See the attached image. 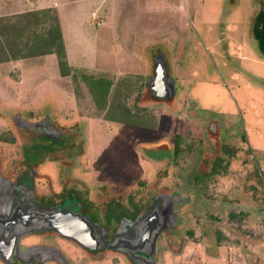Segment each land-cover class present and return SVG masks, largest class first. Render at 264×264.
<instances>
[{"label": "rangeland", "instance_id": "obj_1", "mask_svg": "<svg viewBox=\"0 0 264 264\" xmlns=\"http://www.w3.org/2000/svg\"><path fill=\"white\" fill-rule=\"evenodd\" d=\"M54 2L53 8L50 4ZM39 3L0 0V15L22 13L36 6L55 9L73 69L63 77L54 55L0 63V161L4 172L10 167H20L22 152L25 153L22 164H35L36 158L45 154L44 150L49 151L44 145L51 144L38 138L40 131L18 126L16 114L34 123L47 117L50 126L57 125L62 130L60 141L50 147L48 158L63 168L41 165V177L36 182L39 193L52 195L49 193L52 190L61 194L67 181L77 179L87 189V208H95L100 216L106 215L112 206L117 218L130 199H135L137 206L145 204L156 190L152 184L157 182L155 176L159 177L157 169L167 162L168 167L172 166L177 157V166L171 171L176 192L182 190L184 181L188 184L184 188L193 195L180 196L172 204H181L180 209L186 206L178 219L184 227L182 234L191 231V236H185L184 251L175 257L168 254L166 247L169 249L171 245L160 234L154 246L156 260L159 257L163 260L165 252L170 258L164 264H264V48L260 46L264 45V39L260 42L255 34V28L260 30L264 26V0H40ZM107 12L114 13L113 21L117 15H125L123 21L138 26L135 47L143 59H149L141 64L137 72L140 77L129 72L136 64L131 63L119 42L110 37L108 25L112 22L105 15ZM257 17L262 27L256 24ZM97 20L100 26L93 23ZM173 34L181 38L168 46ZM158 51L167 62V76L173 77L179 86L181 79L190 73L187 84L194 93L186 96L181 123L176 121L178 124L172 127L171 118L162 115L157 132L120 127L117 135L103 134L105 140L100 142L93 123L88 126V121L81 119L94 114L92 109H83L95 105L91 93H97L89 83L90 77L95 80L107 77L114 89L119 82L123 91L116 99L119 103L113 105L115 109L108 105L96 110L97 114L135 120L137 127L152 124L159 105L144 104L138 93L145 86L142 75L146 72L147 76L153 75V55ZM99 69L117 71L121 77H111L113 72ZM134 100L140 103L136 104L138 108L134 107ZM192 109H196L194 114L189 112ZM73 121L81 132L70 127ZM193 123L198 124L195 132L188 130ZM179 124L182 128L177 127ZM176 129L177 133L188 130L177 140L178 152H182L178 156L171 154ZM86 138L90 140L89 153L99 154L103 161L97 159L98 162L93 160L89 164L87 158L76 154V150H86ZM82 143L84 146L79 145ZM153 143H165L170 149L151 148ZM132 144L139 146L140 156L155 166L152 173L143 175L133 164ZM35 145L39 148L27 151L26 146ZM75 155L77 159L73 158ZM204 163L205 179L201 185L192 187ZM102 165L106 168L99 170L97 166ZM117 172L127 177L138 172L140 181L128 184L126 179L125 188L118 186V189L116 184L110 185L116 181L112 175ZM0 184L6 182L2 179ZM157 187H166L169 192L173 189L170 184ZM7 194L11 191L7 190L4 197ZM61 206L63 210L73 208L69 201ZM170 210L167 205L168 224L175 221L169 215ZM16 256L21 258V254ZM79 264L121 263L116 254L105 253L79 260Z\"/></svg>", "mask_w": 264, "mask_h": 264}, {"label": "water", "instance_id": "obj_2", "mask_svg": "<svg viewBox=\"0 0 264 264\" xmlns=\"http://www.w3.org/2000/svg\"><path fill=\"white\" fill-rule=\"evenodd\" d=\"M153 75L147 80L146 89L150 91L152 97L157 100H164L173 97L175 92L174 82L168 79L167 64L164 60L163 54H157L153 62ZM172 92V93H171ZM17 125L23 126L25 129L37 128L48 134L54 132L48 123V118H44L39 123L24 120L20 115L16 114ZM51 138V137H50ZM58 138L56 132L52 139ZM4 180L6 185L0 184V190L5 189L3 194H0V210H6L5 219H0V232L2 233L3 224L4 230L8 228L12 233L9 237V242L12 241L14 246L13 251L16 250L22 256L25 254L17 246L20 239L28 234L39 233L48 230L50 233L67 238L79 245L85 251L102 252L106 249L113 253H122L126 257L129 264H138L143 259H149L148 263L154 262L156 259L155 243L159 235L165 231L177 227L180 224L178 219V208L181 204L175 206V200L179 198L178 195H160L163 199L158 204L150 205L146 212H144L135 221H127V226L118 227L112 239L108 241V227H102L98 222L93 221L87 216H82L80 212V205L74 203L73 208L63 210L61 204L57 206L48 207L40 201L36 200L32 189V185L27 186L31 189L29 196L26 194L15 196L13 191L9 195L11 197L9 202H3L7 188L14 186V183L3 177L0 171V181ZM24 187V188H27ZM8 198V194H7ZM156 198H160L156 196ZM168 198V201L166 200ZM8 200V199H7ZM6 200V201H7ZM158 200V199H157ZM2 201V202H1ZM170 206L169 215L175 217L171 224L168 221L167 205ZM182 206V205H181ZM177 210L175 211V209ZM2 237V236H0ZM43 257V261H56L61 264H69L61 255L59 250L47 249L45 247L38 248ZM45 254V255H44ZM143 258V259H142Z\"/></svg>", "mask_w": 264, "mask_h": 264}, {"label": "flooded vegetation", "instance_id": "obj_3", "mask_svg": "<svg viewBox=\"0 0 264 264\" xmlns=\"http://www.w3.org/2000/svg\"><path fill=\"white\" fill-rule=\"evenodd\" d=\"M154 56H156V55H154ZM154 59H155V57L153 58V62H154ZM167 69H168V65H167ZM168 74H169V69H168ZM188 76L190 77V73H188V75H186V78H184V81H189V78L187 79ZM168 79L172 80L173 82L175 80L173 77L171 78L170 75L168 76ZM182 84L183 83H181L179 86L175 80L174 88L176 91L173 92L174 94L176 92H178V89L180 87H183ZM174 96L175 95H173V97H171L169 99L166 98V100H168V101L172 100L174 98ZM181 102L183 104L186 103L185 97H183V101H181ZM41 121H43V119H40V118H39V120L36 119V123H39ZM56 126L53 124L51 125V128L54 130V132L55 133L58 132V138H56V140L52 139V136L55 134L53 132L48 134V131L45 132L41 129H37V128L28 129V130L33 131V132L36 131L37 133L40 131L41 133L39 132L40 136H38V138H42V139L46 140L47 143H51V144H49V146L44 145V148L48 149L49 151L44 150L45 154L42 156L41 159H40V157L36 158L35 164H30V163L22 164L21 158L23 157V154H25L23 152L20 153V162H19L20 167H18V166L17 167H10L8 170H6L4 172V166H3L2 162L0 161V171L3 175V177L14 183V186L7 188V189L11 192L13 191L15 196H18L19 192H21V194H20L21 196L23 194H26V195L28 194L27 195V197H28L29 196L28 192H30L31 189H28L27 186L32 185V189L34 190L33 195H34L35 199L40 201L44 205H48V207L57 206L58 204H62L65 201L71 202L72 206H73V203H78L80 205V212H81L82 216L88 215L89 218H91L95 222H98L102 227H105V226L108 227V241H110L112 239V237L115 234V232L117 231L118 227L127 226L128 223L126 220H130L131 222L135 221V219L139 218V216H141L144 212L147 211V209L150 207V205H154V204L156 205V204L160 203L161 198H162L160 195L168 194L170 196V195H178L179 194V196H183V197L184 196L192 197L193 194H190V192L186 191V189L184 188L188 185L184 181H182L183 182V185L181 186L182 190L178 189L179 191H177V192H176V188H175L174 183L170 185L173 187L172 190H170L171 188L168 187V188H170L169 189L170 192L168 191V189L166 187H164V188L161 187V189H160V187H157L156 183H153L152 187H155L156 190L154 193H152L151 196L148 197L147 202L145 204H143L142 206H137L135 203L136 202L135 199H130L128 201V207H126V209H123V211L116 218V217H114V214H116L115 208H113L112 206L108 207V209L109 208H111V209L109 210V212L106 215H103V216H100L98 214L97 210L93 207L91 208L93 210L88 209L86 204H85V200L87 199V189L84 188L85 187L84 183H82L81 181L78 182L77 179H70L69 181H67L68 182V185H66L67 187H65V186L61 187V190L63 191V193H61V194H59L58 192L50 190L49 193H52V195H42L43 193H39L40 191L37 187L38 184L36 183L37 179H39L41 177V173H39V170L42 168L41 165L53 164L55 168H57L56 165H58L54 160H52L51 158H48L49 157L48 154L51 152L50 147L58 144L60 141L62 130ZM70 127H72V128L74 127L81 132V128L77 124L71 125ZM21 128L25 129L24 127H21ZM86 141H87V138H86ZM79 145L84 146V143L79 144ZM38 146L39 145L26 146L27 151L30 150V148H37ZM86 146H87V143H86ZM89 146H90V140H89ZM163 146L164 145H160V149H162ZM225 149H227V148H225ZM24 150L26 152V148ZM31 150H33V149H31ZM76 154L80 155V156H84L83 157L84 159L87 158L86 161H88L89 164L93 160H96V161H97V159L102 160V161L104 160L103 158H101V156L99 154L98 155L92 154V152L90 154L88 150H84V151L76 150ZM77 155H75V157H73V158L77 159ZM204 165H205V163L202 164V168ZM59 168H63V167L59 166ZM97 168L99 170H102V169H105L106 166H104V165L97 166ZM60 174L61 173L59 172V175ZM113 176H115L116 177L115 179L119 181L117 183H122L120 181H122L123 180L122 178H124V177L121 175V173H118L117 175L116 174L112 175V177ZM44 177L47 178L48 175L45 174ZM75 182H76V184L74 186ZM195 182H196V180H195ZM193 184H194V186H196L195 185L196 183H193ZM160 185H158V186H160ZM24 187H27V188H24ZM116 187H118V185H116ZM119 187L122 188L121 186H119ZM119 187H118V189H119ZM4 190L5 189H1L0 194H3ZM180 193H182V194H180ZM183 193H184V195H183ZM156 196H158L160 198H156ZM10 199H11V197L8 195V198L4 199L3 202L4 203L9 202ZM132 205L134 206L133 210H132ZM185 207L181 208L180 214L185 213ZM73 209H74V207H73ZM178 209H180V208H178ZM74 210H77V209H74ZM6 212H7L6 210H0V219H5L4 216H6ZM1 228H3V231H2V233L0 232V236H2V237H0V264H61V263H59V261L58 262L52 261V260L51 261H48V260L43 261V259H47V257H45V256L42 257L40 255V253H36L39 251L38 248H42V247H45L47 249H52V250H59L61 252V255L63 256V258L65 260H67L69 262V264L70 263L71 264H76V263L79 264V260H83L84 258L85 259L86 258L88 259V257L94 258V257H97L99 254H105V253L111 252V251H108V249H106V250H104V252L98 251L95 253H90V251H88V252L85 251L83 248H81L79 245H77V243H75V242H73L67 238L56 236V235L50 233L48 230H45V231H42L39 233L28 234L27 236H24L20 239L17 247L22 252H24L25 254L22 256V258H18V256H16V254H18L16 252V250L13 251L15 245H13L12 241L9 242V237L12 236V233L9 231L8 228L6 229V227L4 230L3 224L1 225ZM183 229H184V227L179 224V225H177V227H173L172 229L168 230L167 232L161 233V236L165 238L166 243H168V245H169L168 239L170 237L167 238L170 235L169 233L174 231L176 234H178V233H181ZM186 238H187V236H186ZM184 239H185V237L183 238L181 245H178V246L174 245V246H171L169 249H168V247H166V249L168 250V252L172 256L173 255L178 256V255L183 253V251H184L183 249L185 246L184 245L185 244ZM61 243L64 244L66 247L71 248L70 250L72 252L65 251V249L61 247L62 246ZM113 254H116V256L118 257V260H120V259H123L124 261L127 260L126 257L120 252H118V253L115 252ZM155 257H156V253H155ZM148 261H149V259L146 258V259H143L142 262L141 261L138 262V264H155V262L148 263Z\"/></svg>", "mask_w": 264, "mask_h": 264}, {"label": "trees", "instance_id": "obj_4", "mask_svg": "<svg viewBox=\"0 0 264 264\" xmlns=\"http://www.w3.org/2000/svg\"><path fill=\"white\" fill-rule=\"evenodd\" d=\"M256 20L258 22L256 24L262 27L263 25L259 22L260 18L257 17ZM262 28L263 29L260 30L255 28V34L260 42L264 39V26ZM62 36L59 16L55 9L40 8L26 10L22 13L17 12L9 15H0V63H7L10 61L19 62L24 61L25 58L54 55L56 56L58 64L57 69H59L63 77H66L73 68L68 64L65 43ZM260 46L262 49L264 48V45ZM73 77L75 78V76ZM105 78L107 77H100V79L95 80L93 77H90L91 81L89 83L93 85L92 88L96 89L97 93V95L91 93L94 95L92 100L98 108L101 105L105 106L108 104L109 106L112 105V109H115L116 107L113 105H115L116 102L118 104V97L123 95L121 84L116 82L117 88L114 89L115 85L113 82ZM143 91L144 89L138 93V98L142 99L143 102L147 100L156 101L154 97H151L150 91ZM115 96L117 97L114 98ZM124 98L126 100L127 97ZM110 117L113 116H107L109 119L115 118ZM120 119L125 123L132 122L131 120ZM146 126L147 125H144L143 127ZM177 140H179L178 135H176L173 143V148L175 149L173 152L174 155H176L179 149ZM204 168H206V165L203 166L201 172L198 174V178L195 182L197 186L201 185L205 179L203 172ZM169 234L167 238L170 237L168 241L171 246L181 245L184 238L182 233L176 234L173 231ZM185 236H191V231H185ZM90 253L95 252L90 251Z\"/></svg>", "mask_w": 264, "mask_h": 264}, {"label": "crops", "instance_id": "obj_5", "mask_svg": "<svg viewBox=\"0 0 264 264\" xmlns=\"http://www.w3.org/2000/svg\"><path fill=\"white\" fill-rule=\"evenodd\" d=\"M39 1L40 0H30V4L31 5H34V4L38 5V4H40ZM55 5H56V2L50 4V6H53V8H54ZM44 7H47V6L31 7V8L25 9L24 11H26V10H33V9H40V8H44ZM24 11H21V12H24ZM117 12H119V11H117ZM105 15L107 16V19L109 18L108 21L110 20L112 22V24H109L108 25V27H109L108 30H111V32H112V35L110 37L113 36V38H115V40L119 42V44L123 48L124 52H126L127 56L130 58L131 63H134V65L136 64L135 67L133 68V70L132 71H129V72H131V73L133 72L134 74L136 73V75H138L139 73L137 74V72H140V66H141V64L144 65L145 62L147 63L149 61V59H145V58L143 59V57L140 54L137 53V50H138L137 46L135 47V40H136L135 37H136V35H138V33L135 32V31L138 30V26L134 22H131V21H129V22L123 21L124 19H122V18L125 17V15L124 16H121V17L119 15H117V18L114 21H113V19H111V16L114 15V13L109 14L107 12V14H105ZM93 23H96L97 24L96 26H100L101 25V23L99 22V20H97L96 22H93ZM136 27H137V29H136ZM176 33H178V32H176ZM180 36H176L175 37V35L173 34L172 37H170L168 39L169 40L168 46H170V45L173 46L175 44V41L174 40H178L179 38H181ZM62 39H64V36H62ZM64 43H65V48H66V55H67V59H68V64L70 65L71 62H70V58H69V54H68V50H67V43H66V40L65 39H64ZM176 44H178V43H176ZM160 53L163 54L161 51H158L154 55H157V54H160ZM154 55H153V58L156 57ZM163 56H164V54H163ZM7 63H9V62H7ZM143 65H142V67L144 69H146V71H147V67H144ZM152 66H153V64H152ZM103 70H105V71L107 70L106 72H108V73H110V72L112 73L113 72L111 74V76H114V77L115 76H118V77L120 76L117 73V71H108V69H99V71H103ZM152 70H153V67H152ZM133 76H135V75H133ZM140 76L141 75H138V77H140ZM142 76L143 77L145 76L144 85H146L147 80L150 78V75L147 76V72H146ZM181 83H183L182 84L183 87H180L178 89V92H176L174 94L175 96H174V98L172 100H169L168 101L166 99H164V100H157L156 99V101H151V100H147L146 99L147 101H145L144 104L148 103L150 105L151 104H158L159 105V107H158L159 110H158L157 115L154 114L155 119H154L153 123L152 124H150V123L149 124H146L147 125L146 127H137L138 126V123L135 120H133L132 122L125 123V122H122V120L120 118H118V116H116L115 118L110 117V118H113V119H109L107 117H104L103 114H97V111L96 110H98L99 108H101V109L107 108L108 107V104H106L105 106L104 105H101V106H99V108L96 105H93L91 107H85V108H83L85 111H86V109H92V110H94V114H91V116L88 115V116H86V118L81 117V119L87 120L88 121V126H89V123L90 124L93 123L91 125H94L93 128L97 132V137H100V139H99L100 142L103 141V140H105L104 137H103L104 136L103 134H105V135H111V136L114 137V135L117 133V130L121 129L120 127L138 128V129L145 130V131L147 130L148 132H152V131L157 132V131H159V127H158L160 125L159 122H161V124L163 122L162 115H166L167 118L169 117L168 120L171 118V123L173 124L172 127L173 126L176 127V125L180 122V119H182V116L185 115V112L183 111V106L185 107L187 102L184 103V104L181 102V101H183V97H185V99H186V96H188V94H190L192 96L193 93H194V90H193V93H191L192 87H190L187 84V81H184V79H181ZM145 90H147V89L144 86V91L143 92H145ZM65 94L66 95H71L70 93L69 94L68 93H65ZM136 104H138V103H135V100H134V107L138 108ZM138 106H140V103L138 104ZM118 108L123 109L124 107L118 106ZM78 110H79V107H78ZM194 110H196V109H192L189 112H191V113L194 114V112H195ZM176 121H178L177 124H176ZM74 124H75V122L73 121V123H71V125H74ZM197 125H198L197 123H195V124L193 123V125H191V127L189 126L191 129H188V130L195 132V130L197 129L196 128ZM184 126H185V123H184V125H182V127H184ZM177 127L182 128L180 126V124ZM110 128H111V131H110ZM188 130H185V131L178 130L179 132L177 133V129H176L175 130L176 131L175 134L178 135L179 137H182L183 134H185ZM131 132H132V134L134 136L136 135L134 130L131 131ZM148 132H147V134H148ZM119 135L120 134H118V136ZM137 135L139 136L138 133H137ZM164 144L165 143H163L161 145H164ZM130 147L132 148L133 151H135V152H133V156H132L133 159H134V163L133 164L137 165L139 170H142L141 171V174H143V175L146 174L147 175V173H149V172L152 173V171L155 168V166L151 162L148 161L149 159L145 160L144 158H142L140 156V153L137 152V150H139V146L132 144V145H130ZM89 148H90V146H89V138H88L86 150L91 151V150H89ZM151 148H156L157 150H159L160 149V145L157 144V143L156 144L153 143V146ZM164 148H167V146L164 145L162 149H164ZM169 149H170V147L167 148V150H169ZM100 150H102V149H100ZM172 150H173V152L175 150L173 148V143H172ZM173 152H171V154L174 155ZM183 153H185V151H183ZM179 154H182V152H178L177 151L175 156H178ZM177 159H179V158H177V157L174 158L173 165L172 166H169L168 167V162H167V163H164V165L161 166L159 169H157V171L159 172V174H158L159 177H156L155 176V178H154L157 181L156 182L157 186L160 183L162 185H166V184L167 185H169V184L171 185V184L174 183L173 180H172V177H171L172 176L171 171L174 168H176V166H177L176 160ZM160 169H161V171H160ZM163 171H166L167 172L168 177L165 176V173L162 174ZM117 174H118V172H117ZM121 175L124 177V178H122L123 179L122 180V183H117V182H119L118 180H116L115 182H113L114 180L112 181V177H110L109 180L112 181V183L110 185L112 186L114 184H116V185L118 184V186L123 187L124 184H125V180L126 179L129 181L128 184H133L132 181L133 180H137V182L140 181V176H141V175L138 174V172H136L132 176H128V177L123 172L121 173ZM161 175H162V177H161ZM150 180H153V179H150ZM107 185H109V184H107ZM193 186H194V184L192 185V187ZM123 188H125V187H123ZM178 210H179V213H178V216H179L181 209H178ZM180 224H181V221H180ZM165 232H167V231H165ZM184 242H185V239H184ZM110 254H113V252H110ZM168 254H170V253L168 252ZM168 254L165 253V252H163V255H162L163 260L161 259V257L157 259L158 261L155 259L154 260L155 264H164L165 259L167 257L170 258V256ZM175 257H177V256H175ZM120 263L121 264H129L126 260L124 261L123 259H120Z\"/></svg>", "mask_w": 264, "mask_h": 264}]
</instances>
